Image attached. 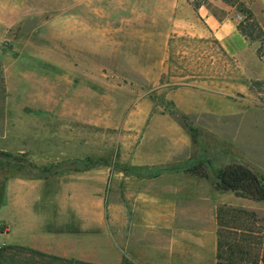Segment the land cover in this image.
<instances>
[{
	"label": "rangeland",
	"instance_id": "rangeland-1",
	"mask_svg": "<svg viewBox=\"0 0 264 264\" xmlns=\"http://www.w3.org/2000/svg\"><path fill=\"white\" fill-rule=\"evenodd\" d=\"M200 6L218 19L236 18L249 45L246 57L251 46H258L256 56L264 53V31L239 0H0V152L39 167L86 161L83 172H93L98 185L97 209L93 204L79 215L69 203L33 201L29 218L52 231L69 219L83 230H94L90 218L100 224L97 236L82 233L76 241L38 230L24 241L12 231L10 182L28 177L0 170L1 264H31L22 249L92 264H153V234L134 206L145 167L131 165L150 122L178 126L157 125L160 150L180 145L157 169L208 162L211 185L213 170L236 162L264 179V81L247 79L213 37L185 33L188 23L202 26ZM73 170L63 167L51 177L58 183ZM218 194L224 202L218 207L254 214L238 224L252 229V252L264 255V203ZM221 233L224 241L242 238L226 228Z\"/></svg>",
	"mask_w": 264,
	"mask_h": 264
},
{
	"label": "crops",
	"instance_id": "crops-1",
	"mask_svg": "<svg viewBox=\"0 0 264 264\" xmlns=\"http://www.w3.org/2000/svg\"><path fill=\"white\" fill-rule=\"evenodd\" d=\"M239 1L244 4L252 18L264 31V0ZM197 13L202 26L188 23L189 26L186 27L185 33L190 34L193 29V36L196 35L199 39L213 37L226 53L237 58L241 72L247 79L264 81V53L256 56L253 49L255 51L258 46L255 48L251 46L250 57L244 55L249 45L236 26V18L218 19L204 6H200ZM178 33H184V31L178 30ZM207 101L205 106L211 110L210 100ZM158 124L162 128L178 129L175 123L150 122L147 128L152 131L147 133L148 137L145 138L144 143L139 144L131 159L132 166L145 167L139 172L141 179L138 184L141 189L134 197V206L139 211L143 228L153 234L151 239L154 241L155 249L153 255L148 256L149 262L153 264H215L218 238L215 213L216 208L224 202L219 200V191L212 188L208 179L193 177L184 170H158L156 168L165 161H171L174 153L176 155L180 148L178 143L165 144L167 145L166 150H160L161 145L157 143L159 138L154 136L159 135ZM151 151L155 152L152 154ZM160 152L163 153L155 154ZM88 173H90L89 176H86L83 171H69L62 175L58 183L51 177L55 173L45 179L20 178L19 176L12 179L10 182V193L12 194L10 208L14 218L11 221L14 226L12 231L24 238V241L30 238L32 231L37 230L46 235L65 234L66 237H74L71 239L75 241L82 239L79 236L82 233L90 234L92 237L97 236L100 231L97 216L90 218L96 221L94 230L76 228L72 219H69L62 229L52 231L49 223L39 229L36 228L37 224L29 218L28 209L33 201L44 203V201L51 202L54 199L65 205L69 203L79 215L83 214L84 207L92 210L94 204V209H97L95 201L98 191L97 179L93 176V172L88 171ZM186 187L190 188L186 190ZM204 187L207 189V194L203 193ZM211 188L215 193L213 196L210 193ZM56 190L61 193L57 194ZM186 209H195L196 212L183 211ZM14 216H19L17 220L20 221V225L15 222ZM17 244L31 246L26 242Z\"/></svg>",
	"mask_w": 264,
	"mask_h": 264
},
{
	"label": "trees",
	"instance_id": "trees-1",
	"mask_svg": "<svg viewBox=\"0 0 264 264\" xmlns=\"http://www.w3.org/2000/svg\"><path fill=\"white\" fill-rule=\"evenodd\" d=\"M90 164L80 159H68L58 165L52 167H39L31 161L24 160L19 156H13L6 152H0V170L8 174L14 171L22 173L28 178L45 179L57 170L63 167H70L76 171H84L89 168ZM159 170V169H158ZM162 170V169H160ZM185 173L199 178L208 179L210 177L209 164L204 161H197L183 167ZM212 188L219 192L232 193L235 197L243 198L252 202L264 203V179L261 178L254 170L249 167L236 162H230L224 166L213 170L212 172ZM4 175V179L9 175ZM253 221L254 214L244 209L229 208L227 206H220L216 208L215 218L218 225L217 243L215 264H261L264 263L263 252L260 254L252 252L257 240L249 227L240 228L238 222L241 218ZM226 228L242 235V238L235 240L224 241L221 229ZM232 233V235H236ZM246 233V237L243 234ZM249 242V246L244 243ZM246 246V247H245ZM22 249V248H21ZM32 256L31 264H92L76 259H67L58 256H51L45 253L28 250ZM1 264V263H0ZM122 264H126L123 260Z\"/></svg>",
	"mask_w": 264,
	"mask_h": 264
}]
</instances>
